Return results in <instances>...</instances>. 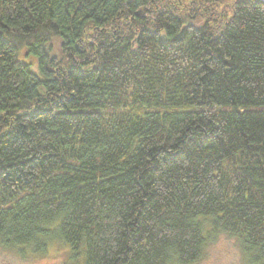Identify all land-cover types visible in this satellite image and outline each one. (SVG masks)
I'll return each instance as SVG.
<instances>
[{
    "label": "trees",
    "instance_id": "trees-1",
    "mask_svg": "<svg viewBox=\"0 0 264 264\" xmlns=\"http://www.w3.org/2000/svg\"><path fill=\"white\" fill-rule=\"evenodd\" d=\"M264 264V0H0V245L65 264Z\"/></svg>",
    "mask_w": 264,
    "mask_h": 264
},
{
    "label": "rangeland",
    "instance_id": "rangeland-1",
    "mask_svg": "<svg viewBox=\"0 0 264 264\" xmlns=\"http://www.w3.org/2000/svg\"><path fill=\"white\" fill-rule=\"evenodd\" d=\"M236 246L242 250L237 238L227 233H220L207 245L204 257L191 264H222L224 254L230 253ZM213 249H215L214 261L212 260ZM68 257V248L60 241L51 243L44 252L28 254V256L20 255L16 249L0 245V264H65ZM243 264H247L245 257Z\"/></svg>",
    "mask_w": 264,
    "mask_h": 264
},
{
    "label": "clouds",
    "instance_id": "clouds-1",
    "mask_svg": "<svg viewBox=\"0 0 264 264\" xmlns=\"http://www.w3.org/2000/svg\"><path fill=\"white\" fill-rule=\"evenodd\" d=\"M242 250L236 246L233 247L230 253L224 254L222 264H243ZM212 260H215V249H213Z\"/></svg>",
    "mask_w": 264,
    "mask_h": 264
}]
</instances>
